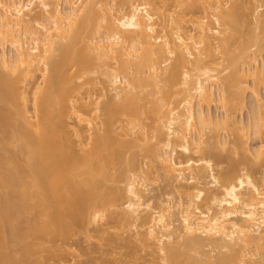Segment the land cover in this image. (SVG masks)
Here are the masks:
<instances>
[{
	"label": "bare ground",
	"instance_id": "6f19581e",
	"mask_svg": "<svg viewBox=\"0 0 264 264\" xmlns=\"http://www.w3.org/2000/svg\"><path fill=\"white\" fill-rule=\"evenodd\" d=\"M65 1L68 5L66 11L47 0H0V49L5 51L4 47L7 45L16 52L12 59L7 58L5 52L2 55L0 53V66L7 74L0 80L3 88L1 102L12 104L16 108L14 114L20 117L15 124L11 113L0 116V144L16 139L22 152L27 154L33 171L32 187L42 192V204L49 219V223L41 226L39 231L47 232L54 227L67 237L72 232L69 221L78 223L87 220L97 224L108 217V207L121 199L117 191L104 188L97 180L102 175V169L95 166L96 159L102 163L122 161L120 153L114 148L116 141L110 137L104 125L98 122L100 101L111 94L105 107L106 112L112 116H133L136 113V89L142 84V88L154 91V113L157 115L158 127L150 129L152 133H149L150 130L142 133V130L134 127L129 130L130 133L133 132L131 135L125 133V136L120 134L119 137L134 138V131H139V137L134 138L136 144L143 143L139 147L149 153L153 149L163 178L172 181L186 204L180 202L178 205L180 228L177 230L174 229L172 208H159L148 214L149 206L143 202L147 185L142 184L147 183V179L143 176L145 172L141 171L143 177L140 176V182L138 176L133 175L126 183L127 201L123 210L118 213L124 228L134 229L144 248L152 249L164 264L174 260L177 254H182L179 247H188L186 249L189 250L207 247L209 253L206 264H213L215 254L223 252L231 255L234 260L231 262L229 259H220L217 264H264V191L257 188L249 172L240 169L239 163H232L226 173L215 177L212 163L215 155L211 156L213 161L210 160V155H203L204 147L208 144L205 132L213 126V122L204 112H199L196 117L193 110L196 100L213 102L215 89L220 91L225 104L226 90L232 88L233 82H226L224 78L228 69H199L208 58L216 56V52L224 51L233 37L232 32L235 33V10L230 7L231 0H185L186 4L169 3L170 0H123L121 7L104 0ZM259 12L258 10L256 15L254 11V36L264 42V20ZM44 19L49 22L50 27L43 24ZM34 25L41 30L35 29ZM91 25L94 28L92 37L75 54L73 48L78 33ZM27 37L31 39V44L24 42ZM248 44L252 45L250 42ZM248 44H243L245 48L242 49L241 46V51L247 49ZM254 45L248 47L247 51L257 46ZM57 52L61 54L59 61L55 60ZM86 58H92L100 64V73L109 80L110 90L108 88L109 91L105 90L100 95L90 91L84 98L76 99L74 91L69 88L71 77L68 71L73 68L72 63L79 67ZM251 62L246 74L237 71L232 77L240 86L238 89L242 96L248 89L249 80L255 86L264 83V61L261 64L257 63V59L253 64ZM222 65L218 63L217 66ZM193 71L202 73L197 75L196 81L192 80ZM38 75L42 79L40 83L35 80ZM33 82L36 83L29 87ZM83 83L84 86L86 83ZM83 86L79 85L80 89ZM164 86L169 89L163 91ZM174 87H180L185 97L177 107L169 108L173 105L169 101V93ZM58 89L60 90L57 91ZM260 100L259 110L264 112V100ZM30 101L32 112L27 109ZM80 102H84L82 106ZM143 103H146L143 106L147 108L150 99H145ZM55 107L58 108L57 111L53 110ZM152 111L150 110L151 113ZM56 116L71 117L74 122L58 130L51 122ZM259 117L261 119L258 121L262 126L259 124L257 132L262 134L264 115ZM197 121L201 132L198 131L196 139L193 133H197ZM225 125L229 127V121ZM62 132L65 135L72 134L83 153L81 157L65 153L59 143ZM236 134L238 138L234 147H240L249 155L251 151L246 148L244 135L239 132ZM263 142L262 140V144L252 155L250 153L249 159L253 156L251 158L254 161L264 162ZM215 147L220 148L216 144ZM5 148V154H12L11 157L15 158ZM235 150L237 149L234 148L233 151ZM178 151L186 155L183 161L176 160ZM233 153L236 154V151L230 154L234 155ZM2 156L0 153V161L5 160ZM134 165V161L129 163L131 168ZM15 167V171H9L11 174H0V184L7 183L9 187L7 184L3 185L7 189L11 188L14 183L12 181L18 174L23 179L22 167ZM72 169L76 172L85 170L88 179L82 185L78 184L73 178ZM12 173L16 175L13 177ZM20 176H17L18 179ZM206 179H211L212 182L210 187L208 183L209 189L223 190L220 198L202 186ZM65 182L70 187L68 196L62 192ZM22 186V189H17L20 190V197L32 196V193L24 194V190L30 185ZM12 188L10 190L14 193L9 191V195L5 197L11 203L13 198L18 199V193L13 186ZM61 200L69 206L61 207ZM203 200L209 204L206 212L198 207V203ZM0 202L3 205V201ZM213 207L220 211L213 212ZM2 209L1 224V218L5 215ZM8 217L9 215L5 216L4 220ZM3 224L0 226V236ZM2 245L0 241V246ZM175 249L179 251L176 252ZM8 261L10 259L4 256L0 264H8ZM200 262L199 264H204ZM59 264L69 263L61 260Z\"/></svg>",
	"mask_w": 264,
	"mask_h": 264
},
{
	"label": "rangeland",
	"instance_id": "374dc122",
	"mask_svg": "<svg viewBox=\"0 0 264 264\" xmlns=\"http://www.w3.org/2000/svg\"><path fill=\"white\" fill-rule=\"evenodd\" d=\"M4 1L8 2L10 0ZM26 1L27 0H23V2ZM47 1L58 4L62 11H66L68 9V5L65 0ZM104 1L111 3V5L114 4L118 5V7H121L123 0ZM151 1L158 2L160 0ZM174 2H180L183 4L187 3L185 0L169 1V3ZM230 3V7L233 9V11L235 10V22L233 25V29L235 28V33L232 32L233 37L229 41V45L225 46V50L216 52V56L208 58L206 63L199 66V69L201 70L205 67L212 69L220 68L219 70L228 69L224 73V78L226 79V82L230 80L233 82L232 88L226 90V105L223 103L222 94L220 91L215 89L213 102L206 103L196 100L193 103V110L196 114V117L199 112H204L206 115L210 116L213 122V126H211V128L205 132V141H207L208 144H206L204 147L203 155L205 154L206 157H209L210 155V160H212L211 156L214 155L220 157L218 158L216 156L218 158L217 159L214 156L213 159L215 160H212L213 162L211 161L214 165L213 170L215 177H218L219 174L226 173V171L231 168L230 166L232 163H239L240 169L249 172L250 175H252V180L257 188H259L261 191H264V162L260 163L258 161H254L252 159L254 158L253 156H251L252 158L250 157L251 160L249 159L250 153L252 155V153H254L253 151H256L259 145L262 144V140L264 141V125L262 128V134H260L261 132L258 133V126L261 125L259 122L260 120L258 121V119H261V117H259L260 115L262 117L264 115V112H260L259 110V100H264V83L263 85L260 84V86H255L253 81L249 80L247 83L248 89L242 96L239 94L240 90L238 87L240 86L237 85V81L232 79L233 75L237 71L241 73L248 71V64L251 61L254 62L255 59H257V63L259 64L264 61V42L257 40L258 37L255 39V20L253 19L255 18L253 16H256V12L259 10V14L264 20V0H231ZM257 8L259 9L256 10ZM43 24L47 27H50L49 22L45 21V19L43 20ZM92 25L94 26V23ZM92 25L90 28L82 30L78 33V39L76 45L73 48V52L75 54H78L87 45L89 38L92 37L94 30ZM35 29H38L39 31L41 30V28L37 26H35ZM247 41L252 45H249ZM24 42L31 44V39L27 37L24 39ZM243 44H248L249 46L246 45L248 47H251L254 44L257 46L255 48L252 47V49L248 51L247 49L249 48L246 47L247 49L241 51V46H243ZM244 48L245 46L242 47V49ZM4 50L5 51H1L0 49L1 55L5 52V54L8 56L7 58L12 59L15 57L16 52L10 46L6 45ZM217 58H221L223 61L221 59L217 60ZM60 59L61 54L60 52H57L55 54V60L59 61ZM253 62H251V64H253ZM81 63L82 65L79 67L72 63L71 66H73V68H70L68 71V75L71 77L69 88L74 91L75 98L82 99L84 96H86V93H90V91L95 92L96 94H101L103 91L105 92V90H108L110 83L108 82L109 80L103 77L101 74L102 72L100 73V64L96 60L94 61L92 58H86ZM218 63L219 65L223 64V67H218ZM2 69L0 66V80L5 74ZM6 75L7 74H5L4 77H6ZM145 75L148 74L145 73ZM197 75H202L201 71L200 73L198 71H193L192 80H195ZM35 80H38L36 82L40 83L42 79L38 75ZM35 83L33 82V84L29 87H33ZM1 85L2 84H0V116L11 113V118H13V121L16 124L19 122L20 117L14 114L16 108L11 106L12 104L9 105L6 102H1L3 98V88H1ZM79 85L83 86V88L80 89ZM193 85L190 86L193 87ZM139 86L140 87L136 89L137 100L134 105L136 113L133 116L109 115L108 112H106L105 107L109 103V97L111 94H108L109 97L103 98L100 101L101 111L99 113L100 118L98 119V122L100 125H104V129L109 133L110 137L116 141L114 148L116 149L117 153H120L122 161H117L115 163H102L96 159L94 161L95 166L102 169L103 175H100L97 180H99L104 188L117 191L121 195V199L114 205L108 207V217L104 221H101L97 224L89 223L87 220L78 223L69 221L72 232L67 237L61 235L58 230L54 229V227L50 228L47 232L39 231L41 226L49 223V219L47 216L48 213L42 204V192L35 186V188L32 187L34 184L32 175L33 171L31 169L32 167H30L31 164L28 162L27 154L22 152L21 145L16 139L11 141H3L0 144V153H2L4 156L2 157L5 158L4 161H0V174L6 175L11 170L15 171L16 165H18V167H22L21 169L23 170V179L19 174L17 176H20L21 179L20 177L18 179V177L15 176L17 174L16 172V174L12 173V176H15L12 182H16V185H13L14 183H9V185L12 184L17 193L20 192V190L18 191L17 189H19L22 184H25L23 185L24 187L30 185L31 187L29 186L27 189L24 188V194L27 193L28 195H31L32 193V196H25L23 198H21L20 193H18V199L14 200L13 198V203H11V200L9 199H7L9 202H6V195L8 196V193L11 192L10 189L13 188L11 186L10 189H7L6 186H3L7 183L0 184V201L2 200V203L5 206L2 207L3 205L0 204V209H5H2L3 211L1 210L3 213H5V215L3 214V218H1L5 225L2 223L4 226L2 227V237L0 236V241L3 245L0 246V260L6 256L8 259H10L8 264H59L61 260H65L69 264H164L160 261L161 259L159 260V255L157 256L152 249L149 250L144 248V246L136 237V231L134 229L124 228V223L120 221V216H118V213L120 214V212L123 210L125 202L127 201V195L125 193L127 181L132 178L133 175L138 176L139 181L141 171L145 172V175L143 176L147 179V183L142 182V184L147 185V190L143 195V202L146 206H149V210L147 211L148 214L150 212L157 211L159 208H172V212L174 214V229L177 230L180 228L178 205L180 202L186 204V200L182 199L178 194L174 185L172 184V181L165 180L163 178L160 167L155 161L153 149L152 152L149 153L143 148H140L144 145L143 143H138L139 145L136 144L137 141L135 139L139 137V133L137 134L139 131H134L136 134L134 137L135 139L131 136V138L122 137V139L119 137L120 134L123 136L125 133L126 135L127 133L131 135L133 132L130 133L129 130L134 127H136L137 130H142V133H147L148 130L152 128V130H154L155 126L157 125V115L154 113L156 108V106L154 108V102H156V100L154 101L155 98H153L155 96L154 91L151 88H142V84H139ZM168 89L169 87L166 86L162 88L163 91H167ZM59 90L60 89L57 91ZM181 92L182 90L180 87H174L170 90L169 101H171L173 105H171L169 108L177 107L183 101L185 96ZM162 96L163 95H161V97ZM141 98L143 100H141ZM147 98L150 99V103L149 106L145 108L144 104L146 103L143 102ZM147 102H149V100ZM164 102L165 101L163 100L162 103ZM83 103L84 102H80V105L82 106ZM31 106L32 104L30 101L27 108L30 112L33 111L31 110ZM166 108L168 109V107ZM53 110L57 111L58 108L55 107ZM150 110H153V113H151ZM228 121L229 127H226L225 122ZM51 122L55 127H57L58 130H60L62 127H65L66 124H71L74 121L71 119V117L56 116ZM196 128L198 130L197 133L196 131L193 133V137L197 139L198 131L201 132L198 121L196 122ZM152 130H150L149 133H152ZM237 132L244 135L247 145L246 148L249 149V152L251 151L249 155L248 153L246 154V151L244 152L240 147H234V143L238 138V136H236ZM60 135L61 138L59 143L64 148L66 154H69L73 157H81V155H83L82 151H80V148H78L79 146L76 143V140L73 138V136H71L72 134L65 135V133L62 132ZM119 138L122 140L121 142L119 141ZM217 140L220 142L218 145ZM133 141H136L135 144ZM69 142L71 145H69ZM225 143L227 146H225ZM215 144L220 148H216ZM3 145H5L6 148ZM3 147L13 153L15 158L11 157L12 154H5ZM234 148L237 149L235 150L236 154L233 153L234 155H231L230 153L235 152L233 151ZM185 157L186 155L184 156L180 151H178L176 160L183 161ZM132 161L135 163L133 168L129 167V163ZM71 172L74 174L73 178L78 184L82 185L83 182L88 179V176L85 175V170H77L76 172V170L72 169ZM143 176H141V178ZM210 182L211 179H206L202 182V186L209 189L212 184V182L211 184ZM208 183L210 184L209 187ZM209 190L218 198H220L223 194L222 189L210 188ZM22 191L23 190H21V193ZM62 192L67 196L70 194V187L66 182L62 185ZM247 195H250L249 192H247ZM60 205L61 207L69 206L62 200L60 201ZM198 207L201 211L206 212L209 208V204L206 200H203L198 203ZM8 209H11V211L8 212ZM212 211L219 212L220 209L213 207ZM7 215H9V217L5 218L4 220V217ZM2 224L0 226H2ZM183 248L179 247L178 249H182L180 251L177 249L179 252L182 251V254H177L176 258L174 260L172 259L168 264H199L201 263L200 261L206 264L207 253H209V249L207 247L199 250L191 249L193 251L186 249L188 247ZM174 251H176V249ZM174 255H176V253ZM215 255V259L212 260L213 264H217L220 259H229L231 262L234 260L231 255L225 252L220 255L216 253Z\"/></svg>",
	"mask_w": 264,
	"mask_h": 264
}]
</instances>
